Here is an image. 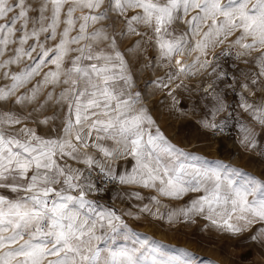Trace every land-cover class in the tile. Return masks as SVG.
<instances>
[{
  "label": "snow or ice",
  "instance_id": "obj_1",
  "mask_svg": "<svg viewBox=\"0 0 264 264\" xmlns=\"http://www.w3.org/2000/svg\"><path fill=\"white\" fill-rule=\"evenodd\" d=\"M32 10L26 0H0V56L17 45L0 68L30 61L19 72H5L10 83L0 87V101L15 97L23 105L47 86H61L55 102L66 110L61 126L52 129L55 136L38 134L14 111H0V264H193L139 239L123 219L131 212L118 213L89 198L104 191L98 183L154 190L139 211L170 224L202 217L232 234L260 225L250 238L264 243V173L257 178L203 160L168 140L142 105L141 93L132 91L120 50L121 38L133 36L139 39L127 51L143 44L155 48L166 72L154 83L168 89L173 107L179 101L171 85L181 88V77L211 68L208 75L215 79L203 89L211 106L205 104L202 127L223 133L235 120L239 143L264 157V0H45L37 16L29 15ZM105 20L112 32L89 30ZM177 22L185 25L179 32ZM118 24L123 27L116 32ZM61 25L59 42L46 48L41 34L56 40ZM225 42L229 46L221 55L234 51L248 65L227 84L247 122L229 111L215 84L228 74L218 71V57L213 52L209 59V52ZM48 65L41 80L18 94ZM45 95L53 99L51 92ZM117 161L129 163L130 170L118 171ZM127 194L144 199L140 192ZM190 194L196 195L176 208L160 199Z\"/></svg>",
  "mask_w": 264,
  "mask_h": 264
},
{
  "label": "rangeland",
  "instance_id": "obj_2",
  "mask_svg": "<svg viewBox=\"0 0 264 264\" xmlns=\"http://www.w3.org/2000/svg\"><path fill=\"white\" fill-rule=\"evenodd\" d=\"M9 2L11 3L12 0H9ZM26 2L33 9L29 15L35 17L38 15L40 5L45 0H26ZM76 15L78 16L79 12ZM31 26L30 23L29 27L31 28ZM62 27L61 25L57 29L56 40H46V34H41L40 41L44 43L46 48L53 47L59 42V33ZM93 27H103L108 32L113 31V26L107 20L90 26L89 30L91 31ZM122 27V24L116 25L115 31L119 32ZM174 27L179 32L185 25L183 22H177ZM75 34V31H73L72 35ZM121 39L124 43L120 45V50L125 53V58L128 61V72L132 77V91L141 93L142 105L146 107L149 114L156 121V126L159 127L168 140L183 151L203 160L231 165L244 173L253 174L257 178L261 177V174L264 173V157L257 155L256 152L247 151L239 143L235 120H232L227 128L231 131L229 135L213 132L202 127L200 123L204 118L205 104L211 106L210 98L205 100L203 91L207 84L215 79L214 74L208 75L211 68L196 72L191 76L181 77L183 80L181 88L176 89L175 84L171 85L175 89V97L179 101L173 107L174 101L168 95V89H161L154 83L158 78L164 77L166 72V69L157 63L158 56L155 48L143 44L142 49L138 51L133 49L129 52L127 51L128 47L139 38L133 36L122 37ZM29 43L31 44L33 41L30 40ZM16 46L10 45L5 54L0 56V61L8 59L13 54V49ZM225 46H229L228 42L215 49ZM212 51L209 52V59H211ZM33 55L35 56V53ZM70 55H75V53ZM191 59L192 57H188L189 62H191ZM246 59L251 60V57ZM26 63H30V61L25 59L18 64L9 65L7 68H0V87L10 83V78L5 77V72L9 74L19 72ZM218 63L220 65L218 71L223 70L228 75L223 78V82L215 81L217 90H223L226 102L231 105L229 111L235 109L233 115H238L241 120L247 122L250 118L236 107L239 99L238 95L228 89L227 84L232 83L231 77L238 76L241 70L246 69L248 65L237 58L221 60ZM50 67L52 65H48L43 69L41 75L34 77L29 84L19 89L18 94L27 93L28 89L42 79L43 73L47 72ZM61 90V86L49 85L39 93L36 101L26 102L23 105L15 104V97L8 101H0V111H14L22 117H27L25 123L28 127L34 128L38 134L55 136L56 133L52 129L61 126L66 110L55 102ZM47 92L52 93V100L47 99L45 95ZM249 99L251 100V97ZM30 113L31 115H29ZM225 115L227 113L221 114L217 117V120ZM47 117H54V119H50L48 124L40 123L41 120ZM16 127H21V125ZM259 131L260 129L257 128V132ZM71 163L74 167H83V165L75 162ZM116 165L118 166L117 170L120 172L125 169L130 170L131 167L129 163L120 161H117ZM132 192H140L144 199L137 200L134 196L127 194ZM154 195H156L154 190L144 189L136 185L119 184L117 188L91 194L89 198L116 209L118 213L131 212L132 215L123 217L129 228L136 233L139 239L156 242L161 251L169 257L178 260H191L193 264H264V243L259 239L254 241L250 238L253 234L258 235L257 229L260 225H255L253 228L239 234H232L211 225L202 217H195V222L178 220L170 224L166 219L157 220L147 213H140L139 209L143 205L149 204V197ZM193 195L196 194L185 196L182 200H170L164 197H160V199L163 205L176 208L185 205ZM116 244L132 246V242L126 240H117Z\"/></svg>",
  "mask_w": 264,
  "mask_h": 264
},
{
  "label": "built area",
  "instance_id": "obj_3",
  "mask_svg": "<svg viewBox=\"0 0 264 264\" xmlns=\"http://www.w3.org/2000/svg\"><path fill=\"white\" fill-rule=\"evenodd\" d=\"M228 48V46H225V47H221V48H217V49H215L214 51H212V53H211V58L213 57V52L215 53V55L218 57V61H221V60H227V59H236V57H235V52L234 51H230L229 52V54L228 55H221V53L225 50V49H227ZM230 130L229 129H225V131L223 132V133H221V134H223V135H229L230 134ZM99 188H102V189H104V191H102V192H105V191H107V190H109V189H113V188H117L118 186H119V183H107V184H105V183H98V185H97Z\"/></svg>",
  "mask_w": 264,
  "mask_h": 264
}]
</instances>
